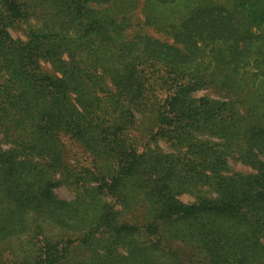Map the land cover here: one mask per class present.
Returning a JSON list of instances; mask_svg holds the SVG:
<instances>
[{
	"label": "trees",
	"instance_id": "trees-1",
	"mask_svg": "<svg viewBox=\"0 0 264 264\" xmlns=\"http://www.w3.org/2000/svg\"><path fill=\"white\" fill-rule=\"evenodd\" d=\"M111 1L0 0V245L24 239L0 251V264H264V165L253 163V148L264 153V114L196 95L226 98L264 78V53L252 57L264 44V9L236 7L256 33L198 0L180 20L146 17L167 36L159 40L126 36V19L103 7ZM35 9L42 26L14 39ZM219 58L227 92L222 69L211 68ZM138 121L176 152L138 154ZM233 148L256 174L229 175ZM59 186L78 194L60 199ZM184 193L195 203H181Z\"/></svg>",
	"mask_w": 264,
	"mask_h": 264
},
{
	"label": "rangeland",
	"instance_id": "rangeland-1",
	"mask_svg": "<svg viewBox=\"0 0 264 264\" xmlns=\"http://www.w3.org/2000/svg\"><path fill=\"white\" fill-rule=\"evenodd\" d=\"M152 0H113L110 3H107V5H104L103 7H110L108 14L112 16L113 19L116 21H119L122 18L126 19V23L128 26V29L126 30L125 34L126 36L132 37L136 33L141 32L142 35L146 34L149 35L155 39L159 40H166L167 36L159 31H156L153 28H150L147 26L145 19L146 17L154 19L161 20V22L165 23L166 21H176L180 20L185 16L186 13V8L188 7V4L196 5L198 0H175L174 5L170 9H152L150 7V4L148 5L149 2ZM204 2L201 3H207L209 5H220L225 8H229L228 10L235 16L239 17L242 19V24L243 26L247 27L249 25L250 19L247 17L246 11H242L241 9H237L238 5H244V1L242 0H237V4H234L232 0H203ZM251 5H254L253 7H259L261 9H264V0H249ZM134 4V5H133ZM148 5V6H147ZM245 6V5H244ZM246 7V6H245ZM246 8H251L249 5H247ZM254 9V8H253ZM31 13H34V15L30 16L27 18L26 22L21 23L18 25L17 28L10 30V34L14 39H19V40H25L26 39V33L29 30L28 27L33 26L40 28L41 25V13L39 12L38 9L32 10ZM253 24V23H252ZM249 30L252 32H258V28L256 27V24H253V26L249 25ZM258 48L255 51L254 55L252 56L253 59H258L261 54L264 53V44L258 43ZM211 47V46H209ZM216 48V47H213ZM218 48V47H217ZM215 49L218 51L219 49L224 50L225 47L222 46L221 48ZM211 48H208L207 50H210ZM206 50V52H208ZM213 56L211 55L210 58H208L205 61H203L204 66L207 65V63L212 59ZM220 58L217 61L211 62V68H221V63H220ZM48 72L52 73V69L50 67H46ZM227 69H222L219 70L220 74L218 75L219 77V82H222L224 80V84L226 87L224 88V91L227 92L230 90V85L228 81L229 74L226 72ZM209 72H212L210 70ZM256 87L249 92L243 90H236L232 91L227 96L226 98H220L219 92H214L213 90H205L196 93V95L199 96H207L210 99L222 102V99H234L238 102V108L239 110L243 111V114H251L252 116H258L261 114H264V78H261L257 80L255 83ZM235 92V94H233ZM250 108V109H249ZM254 109V111L251 112V109ZM249 109V112H248ZM251 121V120H250ZM144 121H138L136 124L135 128L132 130V135L136 137L137 139V152L138 154H141L142 152L146 151L147 149H154L155 146L159 148L160 150L164 151V153L169 154V153H175L176 149L175 147L171 146L169 143H165L162 140L156 139L152 140L148 134L147 130L148 128V123ZM249 123L248 119L243 120L242 124ZM204 139L209 140V137H204ZM213 141V140H211ZM217 143V142H216ZM74 152L80 153L83 152L80 147L77 145H72L71 143H67ZM247 148L243 149L244 151ZM238 149L233 148L232 152H230L229 160H228V165H229V175H241V176H251L256 174V168L253 165H248L244 162H242L241 158V153H238ZM236 151L235 153H233ZM254 153L257 154L256 160L255 157H253V160L258 161L264 165V153L260 154L256 150V148H253ZM55 194L58 198L64 199V200H72L75 196H77V191L75 188L72 187H66V186H59L55 189ZM108 202H112L111 197H105L104 198ZM179 201L183 204H193L195 203V195L189 194V193H184L178 197ZM115 209H119V205L115 206ZM142 220H145L146 217H144V214H140L139 216ZM125 214H119V219H125ZM177 227H182V226H177ZM45 232L47 235L55 237L60 235L59 231L55 228L52 227H46ZM24 239H20L19 241L17 240H12L7 244H1L0 245V251L3 253L4 256H7V251L13 247L18 248L20 245V242H24ZM86 252H80V257L86 256Z\"/></svg>",
	"mask_w": 264,
	"mask_h": 264
}]
</instances>
